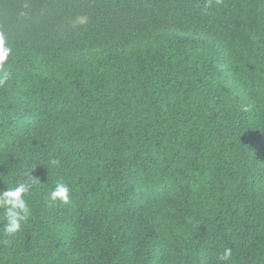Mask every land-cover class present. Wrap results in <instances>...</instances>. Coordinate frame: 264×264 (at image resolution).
I'll use <instances>...</instances> for the list:
<instances>
[{
	"label": "trees",
	"instance_id": "1",
	"mask_svg": "<svg viewBox=\"0 0 264 264\" xmlns=\"http://www.w3.org/2000/svg\"><path fill=\"white\" fill-rule=\"evenodd\" d=\"M0 34V191L39 179L0 264H264V0H0Z\"/></svg>",
	"mask_w": 264,
	"mask_h": 264
},
{
	"label": "clouds",
	"instance_id": "2",
	"mask_svg": "<svg viewBox=\"0 0 264 264\" xmlns=\"http://www.w3.org/2000/svg\"><path fill=\"white\" fill-rule=\"evenodd\" d=\"M11 54V48L6 46L3 34H0V86L9 79V74L4 70L5 62ZM26 182H17L16 185L0 191V209L4 211L6 223L3 232L6 235H15L21 230L22 223L26 222L30 213L25 196L31 188L39 182L31 173H27ZM50 201L59 202L61 205L70 203V189L64 183H57L49 195ZM232 255L230 248H225L221 257L222 261H228Z\"/></svg>",
	"mask_w": 264,
	"mask_h": 264
},
{
	"label": "rangeland",
	"instance_id": "3",
	"mask_svg": "<svg viewBox=\"0 0 264 264\" xmlns=\"http://www.w3.org/2000/svg\"><path fill=\"white\" fill-rule=\"evenodd\" d=\"M83 21H84V20H83V19H81V18H80V19H78V22H79V23H81V22H83Z\"/></svg>",
	"mask_w": 264,
	"mask_h": 264
}]
</instances>
